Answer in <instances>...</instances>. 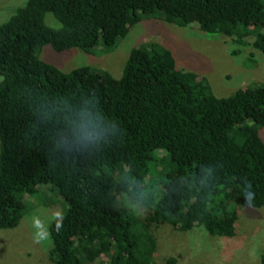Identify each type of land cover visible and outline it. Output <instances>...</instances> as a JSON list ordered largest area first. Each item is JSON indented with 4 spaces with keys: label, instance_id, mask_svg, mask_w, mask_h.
<instances>
[{
    "label": "trees",
    "instance_id": "1",
    "mask_svg": "<svg viewBox=\"0 0 264 264\" xmlns=\"http://www.w3.org/2000/svg\"><path fill=\"white\" fill-rule=\"evenodd\" d=\"M148 17L264 56V0H28L0 24V229L50 185L68 205L49 226L51 264H184L159 261L158 227L234 237L239 209L264 206V82L218 96L158 40L133 47L120 77L37 53L115 48Z\"/></svg>",
    "mask_w": 264,
    "mask_h": 264
},
{
    "label": "rangeland",
    "instance_id": "2",
    "mask_svg": "<svg viewBox=\"0 0 264 264\" xmlns=\"http://www.w3.org/2000/svg\"><path fill=\"white\" fill-rule=\"evenodd\" d=\"M28 0H0V24L9 20ZM46 21L58 27L60 22L50 13ZM148 40H158L168 46L181 68L208 75L218 96H226L252 82H264V56L252 55L253 48L229 42L227 38H213L203 34L198 23L179 27L160 18L142 20L118 41L114 48L96 46L90 50L78 47L64 51L50 44L37 48L38 55L64 71L89 65L106 69L120 77L122 68L133 47ZM241 48V50L239 49ZM239 49V54L233 51ZM264 138V128L261 130ZM27 211L20 224L13 229H0V264H51L49 251L52 239L51 222L61 217L68 205L50 185L26 198ZM136 207V206H135ZM138 207V206H137ZM143 214V208L136 209ZM234 237L214 236L204 228L179 232L170 225L157 228L159 261L178 253L184 264H261L264 252V206L241 207ZM46 231L47 239L37 243L35 235ZM157 259V260H158ZM103 255L95 264H107ZM163 262V261H162Z\"/></svg>",
    "mask_w": 264,
    "mask_h": 264
},
{
    "label": "clouds",
    "instance_id": "3",
    "mask_svg": "<svg viewBox=\"0 0 264 264\" xmlns=\"http://www.w3.org/2000/svg\"><path fill=\"white\" fill-rule=\"evenodd\" d=\"M81 138L85 139V140H96L98 138L97 137V131L92 130V129H88L86 133H83V130H82ZM243 197H244V200L248 203L254 202L257 198L256 192L253 190V185L249 181L246 182V185L244 187ZM60 226H61V224L58 222L57 230L60 228ZM46 239H47L46 231H42V232L35 235V240L37 243H40L41 241L46 240Z\"/></svg>",
    "mask_w": 264,
    "mask_h": 264
}]
</instances>
